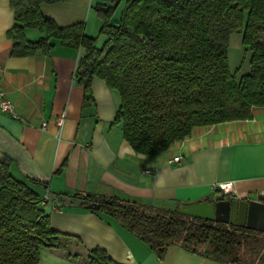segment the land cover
<instances>
[{"label":"trees","instance_id":"16d2710c","mask_svg":"<svg viewBox=\"0 0 264 264\" xmlns=\"http://www.w3.org/2000/svg\"><path fill=\"white\" fill-rule=\"evenodd\" d=\"M59 1L10 0V56L48 54L52 38L82 48L75 77L83 103L92 102L94 77L116 90L120 103L112 123L121 125L136 153H162L195 127L247 120L254 108H264V0H103L93 6L105 36L100 47L83 23L58 26L40 11L41 4ZM24 28L44 34L30 41ZM232 33L241 34L249 52V71L240 76L239 68H229ZM11 163L0 151V264H37L41 249L63 250L78 260L82 256L71 252L82 246L78 237L51 227L46 203L11 175ZM83 198L99 203L97 212L159 257L176 244L219 264H264L263 232L180 214L177 203L163 208L115 196ZM83 262L121 264L100 247L87 250Z\"/></svg>","mask_w":264,"mask_h":264},{"label":"crops","instance_id":"0c3cea01","mask_svg":"<svg viewBox=\"0 0 264 264\" xmlns=\"http://www.w3.org/2000/svg\"><path fill=\"white\" fill-rule=\"evenodd\" d=\"M102 1L43 3L40 11L58 26L83 23L86 35L94 37L93 26L100 19L93 6ZM13 23L10 0H0V86L21 117L0 111V151L12 158L9 171L15 178L40 197L47 193L44 212L51 227L82 243L71 247L82 256L78 260L68 259L63 250L41 249L37 264H84L86 251L95 247L121 264H219L176 244L159 257L112 218L63 207L57 193L115 196L163 208L264 194V108H254L247 120L195 127L162 153H136L123 138L121 125L112 123L120 103L116 90L94 77L92 102L83 103V87L75 77L83 49L52 38L48 54L10 56L13 41L7 31ZM23 33L30 41L44 34L37 28H24ZM59 115L64 118L60 127L54 120ZM177 155L180 161L171 162Z\"/></svg>","mask_w":264,"mask_h":264},{"label":"water","instance_id":"95a60500","mask_svg":"<svg viewBox=\"0 0 264 264\" xmlns=\"http://www.w3.org/2000/svg\"><path fill=\"white\" fill-rule=\"evenodd\" d=\"M63 207H82L98 210L100 204L84 198L61 194ZM180 214L246 227L264 233V194L251 193L245 198H214L177 205Z\"/></svg>","mask_w":264,"mask_h":264},{"label":"rangeland","instance_id":"374dc122","mask_svg":"<svg viewBox=\"0 0 264 264\" xmlns=\"http://www.w3.org/2000/svg\"><path fill=\"white\" fill-rule=\"evenodd\" d=\"M100 25H101V21L99 20V22L95 26H93L94 30L92 34L96 38V45L98 47L102 45L105 39V36L103 34H100L99 32ZM89 31H90V28H89ZM84 32H85V27H84ZM88 35H91V34H88ZM227 54H228V60H229V68L231 72H234L236 68H239L238 75L240 76L249 71V68H250L249 62H248L249 52L244 51V46L241 44V34L240 33H232L230 35Z\"/></svg>","mask_w":264,"mask_h":264},{"label":"built area","instance_id":"2783aa9c","mask_svg":"<svg viewBox=\"0 0 264 264\" xmlns=\"http://www.w3.org/2000/svg\"><path fill=\"white\" fill-rule=\"evenodd\" d=\"M0 111H2L3 113L7 114L8 116H10L13 119H21L20 115L17 113L15 106L13 104V102L8 98V96L6 95L5 91L2 89V87L0 86ZM55 120V124L60 127L63 124V115H59L57 117L54 118ZM42 127H45L46 122L43 121L42 122ZM181 159V155H177L174 156L170 161L171 162H179ZM220 189H222L225 193H228V188L225 185H220L219 186ZM49 201L48 195L47 193L42 196V203H47Z\"/></svg>","mask_w":264,"mask_h":264}]
</instances>
